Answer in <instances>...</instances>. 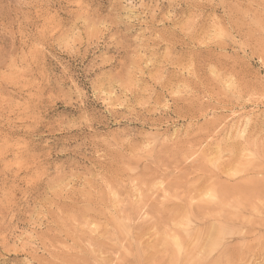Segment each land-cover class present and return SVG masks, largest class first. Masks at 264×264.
Segmentation results:
<instances>
[{"label":"rangeland","instance_id":"obj_1","mask_svg":"<svg viewBox=\"0 0 264 264\" xmlns=\"http://www.w3.org/2000/svg\"><path fill=\"white\" fill-rule=\"evenodd\" d=\"M247 168L264 0H0V264L225 260Z\"/></svg>","mask_w":264,"mask_h":264},{"label":"bare ground","instance_id":"obj_2","mask_svg":"<svg viewBox=\"0 0 264 264\" xmlns=\"http://www.w3.org/2000/svg\"><path fill=\"white\" fill-rule=\"evenodd\" d=\"M256 170L254 168H251V169L247 168L246 170L244 169L240 173H236L235 175H233L232 179L233 180H235L236 178L238 179L241 176V174L248 175L247 173L256 172V174H257L256 176L259 177V175L264 173L263 169H259L258 171H256ZM249 180L251 181L252 185H250L251 183L249 184L250 188H245V186H244L245 189L242 191V193H244V194L241 196L242 201H241V203L238 204L239 207L237 208L238 211H235L236 213L235 212L232 213V211L231 212L230 211L224 212L221 215H220V213H216V216H214V218L212 216L213 214H210V217L212 216L213 219H216L218 221L227 220V221H231L233 224L239 223L243 227V233L242 234L244 235L245 242L243 244L234 243V244L227 245L223 249L224 252L227 251V253L230 254L229 257H226L227 259L224 260V258H221L218 256H217L218 258L210 257L213 252L215 253L216 247H218L221 244V243L219 244L218 242L223 237L222 231L214 230L215 228L211 227V228H209V229L207 228L205 230V231H207L205 239H204L205 246L203 247L204 252H206L205 256L190 257V258L186 257L183 259L182 258L181 259L180 258H173L172 260L160 259V260H157V262L154 264H239L238 262L246 261L249 258V256H252V258L256 257V256L258 258L261 257L264 254V240L262 241V240L258 239L257 237H260V236L264 237V220L259 219V218L264 217V180L263 181L255 180V179L253 181H252V179H249ZM239 185L241 186V184H239ZM236 189L239 191L238 186ZM237 190H235V192H237ZM240 190H241V188H240ZM240 195H241V193H240ZM240 195L238 198H240ZM237 201H238V199H237ZM253 203H256V204H253ZM240 204L242 207H240ZM255 205H257V206H255ZM246 213L249 214V216L251 217L250 219H248V216ZM213 219H212V221H213ZM206 225H208V224H206ZM224 225H225V223H224ZM208 227H209V225H208ZM222 244L225 245V243H222Z\"/></svg>","mask_w":264,"mask_h":264}]
</instances>
